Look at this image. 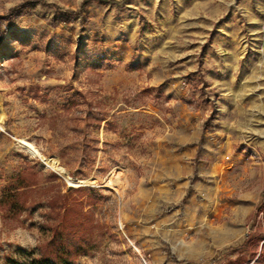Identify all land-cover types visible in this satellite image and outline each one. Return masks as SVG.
Returning a JSON list of instances; mask_svg holds the SVG:
<instances>
[{
    "label": "rangeland",
    "instance_id": "obj_1",
    "mask_svg": "<svg viewBox=\"0 0 264 264\" xmlns=\"http://www.w3.org/2000/svg\"><path fill=\"white\" fill-rule=\"evenodd\" d=\"M41 1L0 23V264H264V0Z\"/></svg>",
    "mask_w": 264,
    "mask_h": 264
},
{
    "label": "trees",
    "instance_id": "obj_2",
    "mask_svg": "<svg viewBox=\"0 0 264 264\" xmlns=\"http://www.w3.org/2000/svg\"><path fill=\"white\" fill-rule=\"evenodd\" d=\"M33 2H42L41 0H26L24 1L22 4L18 5L17 7L12 8L11 10H9V12L3 16L0 17V23L5 22L7 25L6 29L11 27V23L18 17L20 16L22 13H25L27 11H29L30 9V4ZM44 5H46L45 3H43ZM47 6V5H46ZM68 14L71 15H76L77 13L74 12H67ZM78 13H80L78 11ZM7 200L11 201V207H13V210L15 211H20L22 210L21 205H19V201L18 199V194L17 193H11L8 192V195L6 196ZM15 211V212H16ZM58 242V244H56ZM68 243V244H67ZM52 244L57 245L54 249V251L50 254V256L58 262H69L70 261V257L72 254V248L69 246V244H72L68 238L67 240H63L62 236L60 235H55V237L52 239ZM80 247V246H79ZM76 249L77 252H80V248H74ZM42 257H47L48 254L44 253L41 254ZM3 264H21L16 260H12V259H7L5 261V263Z\"/></svg>",
    "mask_w": 264,
    "mask_h": 264
},
{
    "label": "bare ground",
    "instance_id": "obj_3",
    "mask_svg": "<svg viewBox=\"0 0 264 264\" xmlns=\"http://www.w3.org/2000/svg\"><path fill=\"white\" fill-rule=\"evenodd\" d=\"M19 142L22 144V146L33 156H40L38 150L31 144V143H28L24 140H19ZM48 167L53 169L54 171L62 174L64 176V178L67 180V182L70 184V185H73V186H79V185H83L85 182L84 181H75L73 179H71L70 177H68L62 168H60L57 164L56 161H53V160H47L45 159L44 160ZM61 176V175H60Z\"/></svg>",
    "mask_w": 264,
    "mask_h": 264
}]
</instances>
